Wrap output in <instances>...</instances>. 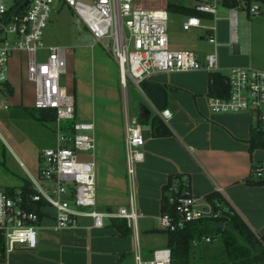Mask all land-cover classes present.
<instances>
[{
	"label": "built area",
	"instance_id": "1",
	"mask_svg": "<svg viewBox=\"0 0 264 264\" xmlns=\"http://www.w3.org/2000/svg\"><path fill=\"white\" fill-rule=\"evenodd\" d=\"M17 1L0 0V111L9 110L12 105L5 97L7 93L12 94L9 86L10 60L18 52L23 56L22 64L25 62L26 78L34 85L33 106L51 108L57 113L58 142L55 147H47L40 152L38 174L30 179L35 193L26 198L21 187L13 192L0 188V236L3 237L5 251L9 253L19 246H37V230L42 217L38 212L27 209L30 200H44L54 210L53 227L56 230L76 229L84 217L92 220L88 228H101L105 219L112 218H123L129 227L136 228V165L144 160L145 143L141 124L136 119L126 120L128 206L100 211L97 209L95 162L79 159L84 152L95 150V124L93 121L76 119L75 95L68 93L61 85L67 68L65 49L58 45L46 47L42 41L55 0H30L24 12L12 13ZM60 2L78 16L96 42L109 41V52L119 66L120 83L124 88L129 80L141 87V83L156 72L221 71L217 52L219 43L214 35L208 38L214 49L203 60L194 50L171 48L168 33L171 19L166 4L151 9L137 5L136 0ZM195 8L217 18L218 9L214 3L198 2ZM238 8H246L250 16H257L261 9L258 2L247 5L245 0L229 8L233 40L237 37ZM193 27H202L201 18L187 16L183 29ZM215 29L210 27L211 32ZM9 33L18 39L9 41ZM39 49L48 50L43 61L37 59ZM225 75L230 88L229 96L210 94V110L215 113L248 111L254 116L255 124L259 123L264 130V65L261 68L234 66ZM161 115L167 120L172 113L164 109ZM72 120L75 121L71 134L66 126ZM255 174L262 177L264 167H257ZM164 194L168 203L174 206L173 212L162 211L160 225L164 230H176L187 222L218 217L220 214L214 211L211 203L194 196L188 189L178 193L176 182L168 183ZM200 240L211 242L212 237L203 235ZM193 242L196 244V239ZM135 257L137 264H173L168 247L154 250L150 260H143L138 252Z\"/></svg>",
	"mask_w": 264,
	"mask_h": 264
},
{
	"label": "crops",
	"instance_id": "2",
	"mask_svg": "<svg viewBox=\"0 0 264 264\" xmlns=\"http://www.w3.org/2000/svg\"><path fill=\"white\" fill-rule=\"evenodd\" d=\"M254 1L264 3L263 0ZM198 2L216 4L217 18L209 13L198 15L202 27L191 29L200 28L205 36L201 40L186 39L185 45L199 49L193 50L203 60L214 49L208 40L214 35L219 43L217 52L221 72L226 74L234 66L256 67L254 64L262 56L254 55L253 32L250 33V43L244 34L242 43L238 34L233 40L229 7L222 5L221 0H196L190 6ZM180 16L183 17V29L187 15ZM210 27L216 29L211 32ZM203 43L208 46H202ZM171 48L182 49L180 44ZM22 57L17 52L10 60L9 84L12 85L13 104L34 107V101L25 104L17 95L19 76L14 68H21ZM129 81L142 98V101L135 98L132 118L124 106L125 118L83 121L95 124L96 147L89 160L95 162L97 209L100 211L128 206L126 120L136 119L141 124L145 143L144 160L136 165L137 227H129L130 232L123 234L118 227L124 219L114 218L116 223L106 219L103 227L88 228L92 220L84 217L76 229L56 230L54 216H47L42 218L37 230V246H19L9 253L3 246L0 248V264H137V252L143 260H150L154 250L166 247L167 236L165 241L158 237L147 239V236L164 234L160 225L162 199L165 187L175 177L196 197L207 200L211 193L221 194L256 234L264 233V184H256L260 177L252 169L254 164L264 167V149H249L254 116L248 111L212 112L209 108L210 73L205 69L156 72L148 77L144 82H155L165 89L164 108L158 107L141 87ZM164 109L172 113L167 120L161 115ZM117 111L119 113V109ZM156 116L169 128V135L153 134L152 120Z\"/></svg>",
	"mask_w": 264,
	"mask_h": 264
},
{
	"label": "rangeland",
	"instance_id": "3",
	"mask_svg": "<svg viewBox=\"0 0 264 264\" xmlns=\"http://www.w3.org/2000/svg\"><path fill=\"white\" fill-rule=\"evenodd\" d=\"M82 1L94 2V0ZM136 1L137 5L151 9L167 5L169 1L189 6L196 2V0ZM260 8V14L257 16H250L246 8L237 9V34L241 43L243 34L250 43V33L253 32L254 55L262 56L254 65L261 68L264 62V3L260 4ZM182 19L180 14H174L173 19L169 21L168 33L171 47L174 44H180L182 49L193 50L195 47L185 45V40H201L205 32L200 28L184 31ZM7 39L14 41L18 38L9 33ZM42 41L46 47L58 45L65 49L67 68L61 79V85L68 93L75 95L77 119H93L99 122L102 119L125 118L124 106L127 108L129 117H133V102L136 97L141 101L142 98L130 81L124 93V88L120 83L119 66L109 52V41L104 39L103 43L96 42L78 16L60 0H55L52 4L49 20L43 30ZM202 46H208V44L203 43ZM195 50L199 51V49ZM47 53L48 50L39 49L37 59L45 60ZM15 59L18 60L17 56ZM14 70L18 71L19 76L17 95L21 96L23 103H32L34 85L26 78L25 62L20 69L15 66ZM9 86L12 85L9 84ZM5 98L13 104L12 94L7 93ZM115 106L119 109V113ZM57 142L58 125L55 121L35 119L30 110L14 104L9 110L0 111V188H19L27 179H31L30 174L37 176L40 152L44 148L55 147ZM93 151L92 149L84 152L79 159L89 161V155ZM151 237L164 238L165 241L166 234L148 235L147 239ZM195 239L197 243L193 242L191 254L194 264H223L226 262L227 254L220 236L212 238L211 242ZM4 254L7 253L4 251Z\"/></svg>",
	"mask_w": 264,
	"mask_h": 264
},
{
	"label": "trees",
	"instance_id": "4",
	"mask_svg": "<svg viewBox=\"0 0 264 264\" xmlns=\"http://www.w3.org/2000/svg\"><path fill=\"white\" fill-rule=\"evenodd\" d=\"M240 0H221V4L226 7H236ZM25 0H19L15 3L12 13L24 12ZM247 5H250L254 0H245ZM264 2V0H263ZM167 9L170 14H184L187 16L196 15L201 16L207 14L195 8V6L184 5L182 3L168 2ZM226 75L221 72L210 73L209 94L215 96H229L230 88L226 81ZM12 93V89L10 88ZM30 110L35 119L41 121H56L57 113L51 108H37L26 107ZM77 113V108H76ZM66 126L68 133H73V123ZM153 134L155 136H165L170 134L169 128L157 116L152 120ZM250 151L254 149H264V130L259 127V123L255 124L251 131L250 137ZM261 165L254 164L252 167L255 173L257 167ZM171 181L178 182V193H182L186 188L184 183L175 177ZM256 184H264V175L259 178ZM24 196L27 198L30 194L35 193L34 188L31 187V180L27 179L21 186ZM166 188V187H165ZM15 188H9V191H14ZM207 201L211 203L215 212H219L218 217H207L195 221L185 223L176 230H164L167 236L166 247L171 250V257L173 264H194L191 259L192 248L194 246L193 240L200 239L203 235H210L212 238L220 236L227 254V260L223 264H264V233L262 235L256 234L246 221L234 211L228 202L221 196V194L214 192L206 197ZM27 209L34 210L44 218L47 216H54V211L46 205L44 200L40 202H28ZM174 210V206L167 201L166 195L162 199V211ZM112 222L116 223L112 218ZM120 232L128 234L130 228L126 220L118 227ZM0 248H3V237L0 236Z\"/></svg>",
	"mask_w": 264,
	"mask_h": 264
},
{
	"label": "water",
	"instance_id": "5",
	"mask_svg": "<svg viewBox=\"0 0 264 264\" xmlns=\"http://www.w3.org/2000/svg\"><path fill=\"white\" fill-rule=\"evenodd\" d=\"M30 0H25L23 7L28 8ZM173 17V14H170V19ZM142 90L146 93L148 97H150L158 107L164 108L166 103V92L165 89L155 83V82H142L141 83Z\"/></svg>",
	"mask_w": 264,
	"mask_h": 264
}]
</instances>
